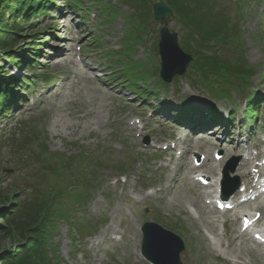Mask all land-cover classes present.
<instances>
[{
    "label": "rangeland",
    "instance_id": "obj_1",
    "mask_svg": "<svg viewBox=\"0 0 264 264\" xmlns=\"http://www.w3.org/2000/svg\"><path fill=\"white\" fill-rule=\"evenodd\" d=\"M69 1L60 0L58 4L67 6ZM77 1L90 8L94 0ZM96 1L112 8L103 18L96 8H91L92 15L88 19H83L86 11L73 16L66 14L62 18L54 13L42 17L32 30L23 31L27 44L35 38L41 48L33 70L9 67L7 62L1 64L5 72L9 71L19 82L27 77L36 84L29 93L24 85L27 94L23 102L21 100L16 110L8 114L6 110L0 115V190L14 194L12 200L0 204V216L4 209L9 210L23 198L38 203L47 193L44 191L46 186L55 183L59 189L71 185L65 176L57 179L52 172H39L32 159L27 158L22 165H15L19 147L13 148V141L27 137L31 146L56 154L48 161L52 163L49 169L60 168L66 157H77L82 168L80 172L88 180L80 191L79 201L84 205L75 208L73 215L84 221L93 234L86 236V230L78 224L71 229L61 222L53 243L58 248L62 264H148L140 255V228L146 222H154L183 240V264H233L240 242L237 241L233 248V238L228 236L232 226L227 228L228 233L222 224L207 226L199 218L200 206L188 205L198 199L199 191L205 188L190 186L193 175L186 168L185 157L180 158L179 151L172 148L177 144L184 145L192 152L190 163L194 154L205 156L210 152L214 161V153L220 152L223 159L219 163L223 166L232 158L245 155V150L249 149L254 155L263 153L258 159L263 164L264 108L260 109V123L257 122L254 131L251 130L254 126L245 121V108L254 94H260L264 99V0L190 2L200 14L222 17L229 23L228 28L232 25L239 27L242 53L239 46L224 45L217 50L212 40L201 43L177 17L169 18V29L177 33L180 46L184 50L188 48V54L193 55L189 51L196 50L202 53L201 49L207 55L210 52L226 59L230 64L243 55L257 70L250 90L242 95L233 91L226 100L213 98L200 85H193L186 75L175 78L165 94L158 78L152 75L160 66L157 46L161 26L152 20L150 10V3L156 0ZM161 1L172 6L171 0ZM80 21L82 25H79ZM209 22L215 26L214 21ZM233 41L237 43L235 38ZM86 43H90L88 48L84 47V53L80 52L79 47ZM127 44L131 46L129 49H126ZM55 49L60 50L54 60ZM24 57L33 59L28 53ZM120 68L149 75L148 82L139 84L149 89L147 95L155 91L161 100L167 98L174 103L186 100L196 108L212 106L225 118L234 115L235 130L232 131L233 123H224L229 136L217 142L223 134L218 133L219 137L206 140L209 135L199 137L198 132L193 134L183 128H173L167 118L151 116L150 103L140 99L135 92L140 86L134 92L125 88L131 85V79L137 74L125 75ZM19 86L17 83L13 94H21L16 91ZM152 102L157 104L154 99ZM33 122L35 125L31 124ZM35 127L38 135L28 134ZM216 128L221 133L225 129L222 126ZM250 131H253L252 139ZM146 138L149 139L148 146L144 145ZM28 144L21 148L26 150L20 151L23 156L36 151V148L27 147ZM164 148L169 149L159 151ZM119 167H124L126 172H118ZM208 167L202 171L210 179L214 173ZM11 169L13 172L8 173L7 170ZM90 179L96 183L92 184ZM37 187L42 188L37 190ZM179 194L184 199L177 197ZM175 197L180 198L178 202L173 200ZM200 205L204 206V202L200 201ZM102 220L108 224L101 227ZM95 221L99 227L93 223ZM71 237L81 244H73ZM215 238L221 239L219 247L212 242ZM12 246V241H7L3 248L10 250ZM0 264L4 261L0 260ZM256 264L264 263L256 260Z\"/></svg>",
    "mask_w": 264,
    "mask_h": 264
},
{
    "label": "trees",
    "instance_id": "obj_2",
    "mask_svg": "<svg viewBox=\"0 0 264 264\" xmlns=\"http://www.w3.org/2000/svg\"><path fill=\"white\" fill-rule=\"evenodd\" d=\"M58 1L60 0H0V114L4 113L17 99L12 95L15 82L8 76L10 73L5 72L2 65L7 62L9 67H34L35 60L27 62L23 60V57L28 53V57L37 60L40 49L35 38L27 44L25 41L27 39L23 38L22 33L29 28L32 30L42 17L55 11L54 7ZM191 1L196 0H171L174 16L178 17L184 25L204 32V34L199 33L202 42L216 40V37L220 35L223 40L225 37L221 28L210 29L204 20V14H200L198 8L190 4ZM72 4L70 6L75 11L81 6L75 1H72ZM100 8L104 10L103 6ZM29 22L32 23L27 26ZM25 45L26 48H24ZM29 47L32 48L28 50ZM196 67L198 71L195 69V77L198 74L203 75L202 79L206 82V87L226 96L229 94V89L224 87V84L228 83L231 87L232 85L246 87L253 77L252 69L245 61L232 65L214 54L212 56L198 54ZM24 81V85L31 83L28 79ZM133 84L129 89L138 85ZM143 96L146 98L145 94ZM257 99H252L249 104L248 114L251 116L258 107ZM181 106L186 109L185 104ZM30 134L35 136L37 132L33 129ZM27 144V137L20 138L13 142V148L19 147L17 150L19 152ZM27 147L36 148V151L19 158L21 162H25L28 157L34 159L40 171L52 172L57 179L65 176L71 185L57 189L56 184L53 183L50 187H45L44 191L46 190L47 193L38 203L23 198L17 205L13 204L9 210L4 209L3 215L0 216L3 221L2 225L0 224V260H3L4 264H61L58 249L53 244L54 233L58 230L60 221L72 224L71 214L74 210L71 205L74 201L80 200V190L84 188L88 180L83 178L80 172L82 168L77 163V157H66L62 160L60 168L49 169L52 163L48 161L56 154H51L39 146L28 144ZM69 159L74 160L78 165ZM95 182L94 180L92 184ZM13 196L11 191L0 190V204L12 200ZM7 241L13 243L10 250L3 248ZM73 241L76 242L75 239Z\"/></svg>",
    "mask_w": 264,
    "mask_h": 264
},
{
    "label": "bare ground",
    "instance_id": "obj_3",
    "mask_svg": "<svg viewBox=\"0 0 264 264\" xmlns=\"http://www.w3.org/2000/svg\"><path fill=\"white\" fill-rule=\"evenodd\" d=\"M57 50L59 49L54 50V53H55L54 60L55 58H58ZM51 65L52 63L49 64V66ZM223 133L226 134V131H223ZM178 148H180L181 150V155L190 154L184 147H181L179 145ZM246 153H247L246 155L240 157L241 160H240L238 170H242V173H241V176L238 175V177H240V179L242 177L246 181V182L244 181L245 183L243 182L242 186L248 185V187L251 190H255L257 185L254 184L253 182L256 179V175L260 173H254V171L252 170L253 169L252 165L257 160V156L262 155L263 153H259L257 154V156L253 154H249L248 151ZM193 160H192V163L194 162ZM210 164L215 165V167L211 166L210 169L217 168L219 173L215 175L214 178L211 179L210 184L208 185V190L199 193L198 199H196L194 202L193 201L188 202V205L191 207H196V206L199 207L200 206L199 201L202 200L203 198H206V200H208L205 206L206 212H203L202 210L198 211L200 218L203 219L205 223L214 225L218 222H221V219L223 217L228 216L230 221L233 223V235L236 236V238L234 239V245L236 241H239L242 239L241 244L239 245V247H237L238 255H236L235 258L237 260L242 261L241 264H255L256 260H261L264 262V245H258V241L264 243V229L258 230V228H264V217L261 219V221L255 223L254 228L252 229L250 233H244L242 231L243 225L240 224L242 221L244 222L248 221L249 223H252L253 220L257 217V215L263 213L264 212V201L259 202V203H254V204L249 203L247 205H244L239 202V199L242 196V193H240L238 197L234 199L230 198L226 201H223L224 205H228V204L236 205L237 206L236 208H232L225 212H220L216 207L215 200L220 195L219 192L221 191V182L223 181L222 166L218 168L217 165L213 161H211L210 153H208L207 160H205L202 163V165H200L199 167H193V165H190L187 163V166L189 167V168L187 167L189 173L195 172V176L190 179V185L192 187H198L196 183V178L206 179V177L202 174L201 170H203L204 168H206V166H209ZM262 187H264V185ZM246 192L248 193H247V196L246 195L244 196V198H248L249 196L252 195V193H249L248 190ZM177 197L183 198L182 194L181 195L179 194ZM254 197L255 196H252L249 199L251 200ZM180 198L175 197L173 198V200L178 202ZM209 200H211V202ZM251 212H254L256 214L253 215L251 214ZM226 223L227 221H225L224 226H226ZM238 225L240 226V229L238 228ZM220 243H221V240L217 239L214 243V246L219 247ZM248 243L255 245V248L253 246H249Z\"/></svg>",
    "mask_w": 264,
    "mask_h": 264
},
{
    "label": "water",
    "instance_id": "obj_4",
    "mask_svg": "<svg viewBox=\"0 0 264 264\" xmlns=\"http://www.w3.org/2000/svg\"><path fill=\"white\" fill-rule=\"evenodd\" d=\"M153 10L155 20L163 25L158 45L161 59L160 77L164 82L171 83L175 77L186 74L193 57L181 49L177 33L168 29L167 18L173 16L170 8L164 4H155ZM234 168L235 166L231 171ZM229 170L226 171V177ZM142 231L144 238L141 252L146 260L152 264H181L180 254L185 247L178 236L154 223L145 224Z\"/></svg>",
    "mask_w": 264,
    "mask_h": 264
}]
</instances>
